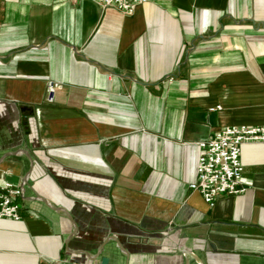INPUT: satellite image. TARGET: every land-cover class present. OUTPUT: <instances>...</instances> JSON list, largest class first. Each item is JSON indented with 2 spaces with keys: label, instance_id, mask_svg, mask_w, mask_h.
Segmentation results:
<instances>
[{
  "label": "crops",
  "instance_id": "obj_1",
  "mask_svg": "<svg viewBox=\"0 0 264 264\" xmlns=\"http://www.w3.org/2000/svg\"><path fill=\"white\" fill-rule=\"evenodd\" d=\"M232 125L264 126V0H0V264H264V142L242 193L189 187Z\"/></svg>",
  "mask_w": 264,
  "mask_h": 264
},
{
  "label": "built area",
  "instance_id": "obj_2",
  "mask_svg": "<svg viewBox=\"0 0 264 264\" xmlns=\"http://www.w3.org/2000/svg\"><path fill=\"white\" fill-rule=\"evenodd\" d=\"M78 1V0H72ZM100 7H112L124 15H132L137 5L146 0H94ZM58 85L49 81L46 86V100L53 102ZM213 110V108L211 109ZM264 142V126H223L208 139L198 143L200 153L195 167V179L189 187L197 191L204 202L211 206L223 195H236L245 190L243 186L244 167L240 160L241 147L248 142ZM22 188L0 176V220L21 219Z\"/></svg>",
  "mask_w": 264,
  "mask_h": 264
},
{
  "label": "water",
  "instance_id": "obj_3",
  "mask_svg": "<svg viewBox=\"0 0 264 264\" xmlns=\"http://www.w3.org/2000/svg\"><path fill=\"white\" fill-rule=\"evenodd\" d=\"M68 217L70 220H72L69 214H68ZM209 245L212 249H214L213 243H210ZM103 247H104V244L96 251V253L94 254V258L92 260L94 261L99 260L98 261L99 264H109V257L102 255Z\"/></svg>",
  "mask_w": 264,
  "mask_h": 264
}]
</instances>
